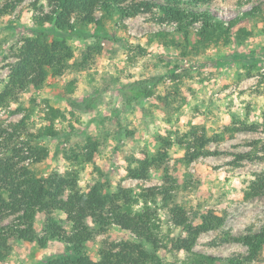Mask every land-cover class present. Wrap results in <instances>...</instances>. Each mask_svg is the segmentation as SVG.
Returning <instances> with one entry per match:
<instances>
[{"label": "rangeland", "instance_id": "rangeland-1", "mask_svg": "<svg viewBox=\"0 0 264 264\" xmlns=\"http://www.w3.org/2000/svg\"><path fill=\"white\" fill-rule=\"evenodd\" d=\"M178 1L176 7L188 16L182 23L162 11L173 7L168 0H122L108 15L95 6L92 15L99 25L81 24L84 15L71 14L70 23L88 38L66 40L73 57L55 65L60 73L47 70L39 87L16 88V100L0 104V159L29 167L37 177L76 171L83 193L92 187L105 193L122 187L134 194L154 188L149 206L158 214L157 245L142 246L161 264H192L194 258L172 245L186 239L187 225H199L209 213L225 221L202 232L193 252L221 259L245 257L247 248L231 237L264 227V195L246 194L255 176L264 173V158L237 159L252 153L264 156V0ZM141 2L148 7L133 16L119 11ZM54 7L53 0H0V93L23 40L32 38L38 19L51 15ZM252 9V16L229 31L224 26L201 35L202 20L189 22L190 11L209 12L225 23ZM60 40L47 38L49 45ZM128 88L149 94L133 101ZM242 125L255 130L234 132ZM44 127L53 135L40 136ZM193 127L220 137L206 146L208 155L187 163L182 147L173 143L163 148L166 160L161 168H150L148 178L128 177L129 167L160 151L159 137L176 139ZM254 141L259 144L254 146ZM36 145L47 151L38 163L28 155ZM15 149H22L18 157ZM73 154L77 161L69 160ZM134 209L142 211L143 206ZM12 218L0 222L8 224ZM52 219L70 232L71 223L62 213L53 212ZM46 220L44 213L36 215L29 228L31 240L11 239L0 250V264H46L53 257H73L70 247L58 240L39 244ZM84 223L94 227L90 217ZM121 241L142 243L129 231L111 226L86 241L82 254L96 262L106 242ZM247 264H264V245Z\"/></svg>", "mask_w": 264, "mask_h": 264}, {"label": "trees", "instance_id": "trees-1", "mask_svg": "<svg viewBox=\"0 0 264 264\" xmlns=\"http://www.w3.org/2000/svg\"><path fill=\"white\" fill-rule=\"evenodd\" d=\"M55 7L51 15H45L38 19L39 26L32 33V38H25L21 47L18 48L17 62L12 66L8 83L0 93V104H8L10 100H16L14 90L16 88L25 89L31 85L39 87L47 74V70L52 69L56 74L60 73L55 65L63 64L64 61L72 59L73 54L69 47L65 45L68 39L85 40L88 35L77 30L70 23L69 18L74 12L83 14L81 24L99 25L101 22L94 18L92 9L99 6L106 15L114 11L115 6L122 0H53ZM178 0H168L174 4L173 7L167 6L162 9L165 15L176 20L178 23L188 16L179 11L176 7ZM147 3L141 2L138 5L120 7L119 11L123 16H133L140 12V8H145ZM150 8V7H149ZM146 8L144 10H149ZM254 10L241 14L240 17L233 18L228 22L216 20L215 16L209 12L190 11L189 22L194 23L202 20L201 35L207 34L212 30L226 27L229 31L240 20L252 16ZM213 21V24L211 22ZM47 24L48 26H45ZM55 36L61 39L54 45H49L47 38ZM89 52V51H88ZM75 64V61H74ZM48 68V69H47ZM80 70V68H78ZM71 90L70 88H67ZM131 91V88H128ZM124 91L126 89L124 88ZM132 100L136 101L148 95L144 91H131ZM127 99L126 101H130ZM55 113L50 111V119H54ZM255 130L251 127H237L234 132ZM4 133V131H2ZM1 134V133H0ZM40 136H52L50 127H44L39 131ZM161 148L153 157L146 156L137 161L136 166L127 169L130 179L145 180L148 178V170L152 167L158 169L166 160V153L163 148L170 147L173 143L178 144L184 150L183 160L187 163L208 155L204 149L209 143L218 142L220 137L214 135L208 137L204 130L199 131L198 127H193L188 133L177 136L176 139L159 137ZM259 141H254L256 146ZM90 150V147L87 146ZM22 149H15V156L21 155ZM212 154V153H210ZM215 154V153H213ZM35 163L40 162L47 156V151L43 148L31 146L28 149ZM262 159L264 156L252 153L250 155H239L237 159ZM22 159V157H21ZM76 154L69 156V160L77 161ZM29 167L19 166L12 159H0V221L10 216V223L0 222V250L6 249L11 239L31 240L30 230L32 221L36 215L44 213L47 220L44 226L43 235L39 237V244L44 245L48 240H58L70 247L73 257L61 258L53 257L47 260L46 264H161L160 259L147 252L142 246L143 243L157 245L158 214L149 204L154 201V188L141 189L134 194L132 190L118 187L113 193H105L98 187H92L88 192H80L77 184V172H66L60 177H37ZM66 191L68 192L65 195ZM247 196L257 197L264 195V173L255 176L247 189ZM141 203L142 211H136L134 207ZM60 212L65 216V220L71 223L70 232H66L52 219L53 212ZM92 218L93 228H89L85 221ZM202 218V223L185 227L187 232L186 239L176 240L172 245L178 251L183 250L188 256L194 258L192 264H213L214 262H225L227 264H247L259 254L264 245V227L256 233L231 237V241L244 245L248 250L245 257L214 258L194 253L192 248L198 236L208 228L216 230L220 228L225 219L216 217L209 213ZM111 226H117L124 231L132 233L137 240L142 243L125 242L118 243L106 242L99 253V260L94 262L82 254V248L86 241L90 240L95 234L105 233ZM177 244V245H176Z\"/></svg>", "mask_w": 264, "mask_h": 264}]
</instances>
